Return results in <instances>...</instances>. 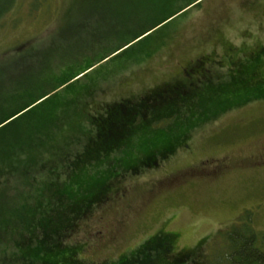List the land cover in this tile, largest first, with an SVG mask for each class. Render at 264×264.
Segmentation results:
<instances>
[{
    "label": "rangeland",
    "instance_id": "1",
    "mask_svg": "<svg viewBox=\"0 0 264 264\" xmlns=\"http://www.w3.org/2000/svg\"><path fill=\"white\" fill-rule=\"evenodd\" d=\"M78 45L84 58L76 62ZM263 49L264 0H14L0 19V119L90 66L43 110L66 92L87 95V112L98 116L113 104H137L164 91L186 99L199 89L202 102L174 100L192 115L210 110L192 116L198 125L169 156L136 172L111 170L117 176L106 198L68 241L85 264L114 263L162 233L175 241V253L193 254L191 262L221 264V233L247 219L264 233V99L234 108L224 95L201 89L207 79L224 89L235 75L251 78L247 67L259 53L264 57ZM67 60L69 69L57 68ZM22 86L27 95L5 104ZM38 114L1 132L0 143L27 124L40 128ZM149 124L167 133L177 128L176 118ZM131 149L134 157L137 142Z\"/></svg>",
    "mask_w": 264,
    "mask_h": 264
},
{
    "label": "trees",
    "instance_id": "2",
    "mask_svg": "<svg viewBox=\"0 0 264 264\" xmlns=\"http://www.w3.org/2000/svg\"><path fill=\"white\" fill-rule=\"evenodd\" d=\"M13 3L14 0H0V19ZM81 49L82 45L76 46V62L84 58ZM263 58L259 53L251 59L254 61L247 67L254 70L249 75L251 78L235 75L224 89L219 88L220 80L212 83L207 79L201 89L224 95L223 102L232 103L234 108L262 100ZM68 62L56 64L57 68L69 69ZM46 66L49 67V63ZM91 68L67 75L50 93L0 119V133L36 111L40 114L35 119L41 124L40 128L33 129L27 124L0 143V264H85L79 257V248L68 241L80 219L106 198L110 182L117 176V172L112 174L111 170L136 172L169 156L198 125L192 116L206 117L210 112L208 109L192 110L194 115L189 109L185 112L186 109L178 107L181 97L177 92L163 95L166 91L137 104L126 101L107 106L98 116L87 112V95L76 97L68 92L60 103L43 110L59 94L55 91L60 88L61 92L69 91ZM239 68L244 70V65ZM54 73L50 67L49 79ZM27 91L25 86L20 87L5 98L4 103L21 100ZM198 91L189 93L181 102L187 104V100L195 98L204 101ZM175 95L179 97L176 101ZM2 107L0 105V109ZM222 110L225 113L229 109ZM152 118H176L177 128L171 133L165 131L170 139L164 131L151 129ZM149 127L154 132L149 131ZM122 134L127 135L124 141ZM136 142L138 153L132 157L128 152ZM220 236L224 241L221 264H264V233L256 231L249 219ZM174 242L170 235L162 233L134 253L108 264H199L191 262V253H175Z\"/></svg>",
    "mask_w": 264,
    "mask_h": 264
}]
</instances>
